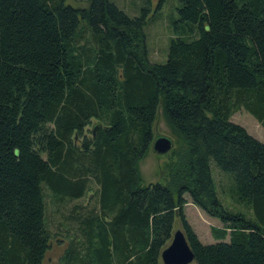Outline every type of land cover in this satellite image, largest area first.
Instances as JSON below:
<instances>
[{"label":"trees","instance_id":"16d2710c","mask_svg":"<svg viewBox=\"0 0 264 264\" xmlns=\"http://www.w3.org/2000/svg\"><path fill=\"white\" fill-rule=\"evenodd\" d=\"M176 1L174 37L153 62L148 6L128 16L109 0H0V264L42 263L43 188L64 203L91 184L94 205L65 216L60 264H158L175 219L194 264H264V144L229 120L243 109L264 130V0ZM158 107L174 146L163 182L144 185ZM184 194L220 222L212 243L187 221Z\"/></svg>","mask_w":264,"mask_h":264},{"label":"rangeland","instance_id":"374dc122","mask_svg":"<svg viewBox=\"0 0 264 264\" xmlns=\"http://www.w3.org/2000/svg\"><path fill=\"white\" fill-rule=\"evenodd\" d=\"M114 3L119 9H121L128 16H136L139 14L142 6H148L149 12L146 17L145 23L142 27L143 42L149 61L162 62L165 60L166 48L170 38L174 37V21L177 18L178 3L176 0H109ZM67 3L74 7L85 6V0H67ZM233 123L242 126L248 134L259 140L264 144V130L259 123L245 110L240 109L235 111L229 118ZM96 121L91 119L89 124L84 129V135L89 137L90 131ZM152 139L156 136H165L172 142L174 146V135L166 123L160 107L157 108L155 118L151 126ZM170 156L168 153L163 155H156L149 145L145 155L138 162V171L141 177L142 184H148L155 181L160 183L164 180L163 167L168 162ZM216 172L226 176L225 173L217 170L212 165V173L216 185L218 182L222 186L226 185L227 179L223 176H219ZM95 184L89 186L88 191L84 197L67 201L64 203H58L54 200V197L50 194L48 189L43 188L44 198V218L45 222L52 233V239L49 244V248L45 253L44 259L41 264H60L61 254L67 245V237L71 235L70 226L72 225L65 219L67 212L72 204H80L86 207L94 205V198L96 195ZM217 187V197L226 206H231L234 209L238 207L233 206L227 195L222 194ZM186 203L183 206L184 215L196 233L200 242L212 243L213 239L210 235L211 227H219L220 222L217 218L210 217L200 210L197 206L190 202L187 194L183 195ZM180 229L177 219L173 223V231ZM70 231V232H69ZM168 244V243H167ZM166 244V245H167ZM158 264H162L158 261ZM189 264H194L191 261Z\"/></svg>","mask_w":264,"mask_h":264},{"label":"water","instance_id":"95a60500","mask_svg":"<svg viewBox=\"0 0 264 264\" xmlns=\"http://www.w3.org/2000/svg\"><path fill=\"white\" fill-rule=\"evenodd\" d=\"M95 128L96 125L92 127V132ZM150 144L156 155H163L172 147L171 140L165 136H156ZM159 261L162 264H189L193 261V254L181 230L172 232L168 244L159 253Z\"/></svg>","mask_w":264,"mask_h":264}]
</instances>
